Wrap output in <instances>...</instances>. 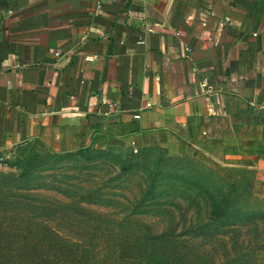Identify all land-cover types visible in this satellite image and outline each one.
I'll return each mask as SVG.
<instances>
[{"label": "crops", "instance_id": "obj_1", "mask_svg": "<svg viewBox=\"0 0 264 264\" xmlns=\"http://www.w3.org/2000/svg\"><path fill=\"white\" fill-rule=\"evenodd\" d=\"M31 143L264 175V0H0V157Z\"/></svg>", "mask_w": 264, "mask_h": 264}, {"label": "rangeland", "instance_id": "obj_2", "mask_svg": "<svg viewBox=\"0 0 264 264\" xmlns=\"http://www.w3.org/2000/svg\"><path fill=\"white\" fill-rule=\"evenodd\" d=\"M172 148L117 143L66 154L40 143L14 148L0 157V220H138L157 231L164 220H175L178 233L183 220L186 227L202 220H240L238 228L226 227L213 240L240 237L245 264H264V175L248 169L230 178L206 155ZM181 179L204 184L212 193L214 188L221 203L208 210L200 201L197 209L178 193H167ZM185 185L195 198L198 189ZM222 259L219 253L217 261Z\"/></svg>", "mask_w": 264, "mask_h": 264}, {"label": "trees", "instance_id": "obj_3", "mask_svg": "<svg viewBox=\"0 0 264 264\" xmlns=\"http://www.w3.org/2000/svg\"><path fill=\"white\" fill-rule=\"evenodd\" d=\"M187 182L198 189L195 198ZM168 189L197 209L201 202L208 210L221 203L214 188L212 193L187 179L174 181ZM183 221L178 233L175 220H164L161 231L138 220H0V264H245L240 237L213 240L222 229L231 226L233 231L244 221L202 220L188 227ZM215 251L223 255L219 262Z\"/></svg>", "mask_w": 264, "mask_h": 264}, {"label": "built area", "instance_id": "obj_4", "mask_svg": "<svg viewBox=\"0 0 264 264\" xmlns=\"http://www.w3.org/2000/svg\"><path fill=\"white\" fill-rule=\"evenodd\" d=\"M255 35H256V34H255ZM56 56H59V53H58V52L56 53ZM85 60L89 62V61H91V60H92V58H86ZM112 107H113V108H115V107H116V105H113Z\"/></svg>", "mask_w": 264, "mask_h": 264}]
</instances>
